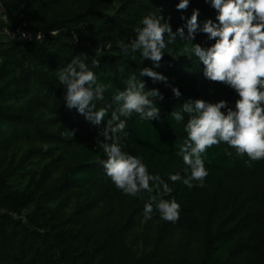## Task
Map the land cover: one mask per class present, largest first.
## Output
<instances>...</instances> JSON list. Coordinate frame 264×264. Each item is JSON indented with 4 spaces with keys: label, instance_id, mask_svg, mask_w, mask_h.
<instances>
[{
    "label": "trees",
    "instance_id": "trees-1",
    "mask_svg": "<svg viewBox=\"0 0 264 264\" xmlns=\"http://www.w3.org/2000/svg\"><path fill=\"white\" fill-rule=\"evenodd\" d=\"M2 2L8 21L1 29L23 27L43 38L29 42L0 35V264H264V160L249 166L247 156L237 157L221 143L204 156L203 187L189 189L169 179L189 174L177 154L188 117L177 123L170 112L189 98L224 99L234 107L237 95L203 76V64L194 55L187 58L179 36L158 68L140 52L124 55L121 49L135 39L144 15H159V9L175 31L185 23L181 16L190 17L194 9L201 25L215 21L210 4L190 0L184 11L177 10L179 0ZM193 42L212 43L202 33ZM81 54L98 84L110 85L98 108L113 104L116 91L131 74L140 79L143 67L168 78L166 85L141 77L146 90L157 88L163 95L155 101L160 119L143 121L133 114L119 136L122 151L141 157L149 173L172 188L164 198L181 205L176 222L155 211L143 222L149 194L128 196L106 176L97 140H103L98 133L111 109L97 126L67 108L57 72ZM172 87L179 88L180 98Z\"/></svg>",
    "mask_w": 264,
    "mask_h": 264
},
{
    "label": "clouds",
    "instance_id": "clouds-1",
    "mask_svg": "<svg viewBox=\"0 0 264 264\" xmlns=\"http://www.w3.org/2000/svg\"><path fill=\"white\" fill-rule=\"evenodd\" d=\"M215 10V21L207 19L201 25L199 10L194 9L190 17L181 16L185 21L173 31L170 20L149 13L141 17L134 29L135 39L129 45H121L124 55L140 52L143 60H150L158 68L165 55V49L176 43L177 36L186 41L183 51L197 57L203 64V76L212 83L223 84L237 95L234 107L221 99L210 102L200 98L185 99L179 110H172L170 117L177 123L188 119L184 125L187 134L179 144L178 155L182 157L188 175L172 174L169 179L181 181L191 189L203 187L208 176L204 156L209 148L227 144L234 149L237 157L247 156L252 162L264 160V0H204ZM190 0H179L177 10L186 11ZM185 29L187 34H185ZM198 33L205 34L210 45L194 43ZM52 32L51 35H56ZM21 39L31 38L21 33ZM41 33L37 39H42ZM13 39L15 37L13 36ZM74 41L77 39L73 35ZM96 55H101L98 47ZM86 54L74 56L67 65L58 70L59 82L65 88L64 100L68 109H76L94 125H100L111 109V119L98 133L103 140H97L106 159L100 161L106 176L124 194L140 197L147 192L148 202L144 205V220L152 219L158 212L162 220L176 222L181 205L173 197L172 188L160 175L149 173L141 157L122 151L120 136L127 126V120L136 114L143 121L159 120L160 108L155 102L162 100L159 89L146 90L148 77L154 83L168 84V78L153 68L143 67L137 74L129 76L123 90L113 96V104L97 107L104 100V93L110 85L97 82V74L86 63ZM93 64L98 67V60ZM174 97L182 96L178 87H172ZM74 135V132H71ZM194 182L196 184L194 185ZM155 193V194H153Z\"/></svg>",
    "mask_w": 264,
    "mask_h": 264
},
{
    "label": "built area",
    "instance_id": "built-area-1",
    "mask_svg": "<svg viewBox=\"0 0 264 264\" xmlns=\"http://www.w3.org/2000/svg\"><path fill=\"white\" fill-rule=\"evenodd\" d=\"M8 21V10L2 0H0V35H3L6 40H13V36L15 37V40H23V41H29L33 42L36 40L37 34L31 32L30 30H27L23 27H20L16 29L15 31H9L5 29H1V25L4 23H7ZM21 33H28L31 38L29 39H21ZM39 40V39H37Z\"/></svg>",
    "mask_w": 264,
    "mask_h": 264
}]
</instances>
